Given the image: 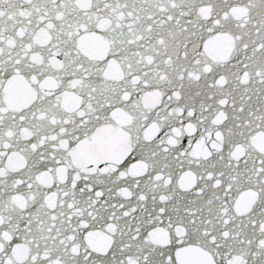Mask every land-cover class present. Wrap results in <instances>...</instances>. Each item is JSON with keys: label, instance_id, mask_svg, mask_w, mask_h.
Wrapping results in <instances>:
<instances>
[{"label": "snow or ice", "instance_id": "6c2138e0", "mask_svg": "<svg viewBox=\"0 0 264 264\" xmlns=\"http://www.w3.org/2000/svg\"><path fill=\"white\" fill-rule=\"evenodd\" d=\"M0 264H264V0H0Z\"/></svg>", "mask_w": 264, "mask_h": 264}]
</instances>
